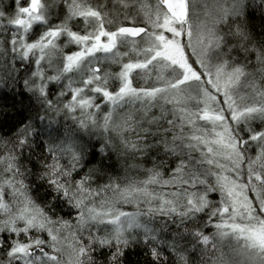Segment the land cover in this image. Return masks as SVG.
I'll return each instance as SVG.
<instances>
[{"label": "snow or ice", "instance_id": "6c2138e0", "mask_svg": "<svg viewBox=\"0 0 264 264\" xmlns=\"http://www.w3.org/2000/svg\"><path fill=\"white\" fill-rule=\"evenodd\" d=\"M0 264H264V0H0Z\"/></svg>", "mask_w": 264, "mask_h": 264}]
</instances>
